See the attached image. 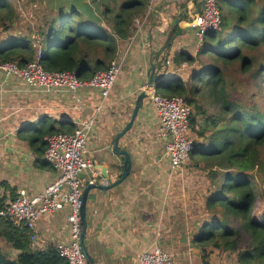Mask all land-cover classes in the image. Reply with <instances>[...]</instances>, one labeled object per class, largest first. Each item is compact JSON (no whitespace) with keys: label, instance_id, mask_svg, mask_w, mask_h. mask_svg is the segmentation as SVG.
<instances>
[{"label":"trees","instance_id":"obj_1","mask_svg":"<svg viewBox=\"0 0 264 264\" xmlns=\"http://www.w3.org/2000/svg\"><path fill=\"white\" fill-rule=\"evenodd\" d=\"M149 1L0 0V64L24 68L41 52L44 70L91 80L123 58L137 16ZM218 4L221 32H208L196 57L177 62L196 65L188 82L174 79L158 89L192 106L190 160L194 169L206 172L204 187L189 186L204 194V220L192 229L191 241L183 242L199 248L204 258L211 251L226 254L231 264H264V191L258 192L252 175L264 148V110L257 93L248 91H264V0ZM70 128L58 133L73 134ZM33 133L40 140L53 134L45 126ZM6 205L0 199V211ZM7 224L3 237L23 253L15 256L0 248V264H68L57 248L35 250L25 227Z\"/></svg>","mask_w":264,"mask_h":264},{"label":"crops","instance_id":"obj_2","mask_svg":"<svg viewBox=\"0 0 264 264\" xmlns=\"http://www.w3.org/2000/svg\"><path fill=\"white\" fill-rule=\"evenodd\" d=\"M200 6L201 0L149 1L145 13L137 16L147 21L133 43L132 37L124 69L105 104L97 89L82 88L76 95L32 91L19 77L5 78L0 72V199L9 204L21 190L35 197L58 179L59 172L43 159L44 138H35L34 131L45 126L53 134L60 128L67 132L94 116L87 156L97 175L84 173L81 180L84 187L92 178L98 185L116 182L122 162L118 158V166L111 164V145L131 121L138 97L149 92L150 67L157 64L156 75H167L169 82L178 79L177 75L188 77L196 66L186 62L174 66L172 57L182 62L197 56L196 31L190 23ZM178 19L181 23L176 27ZM174 28L168 48L158 59ZM151 97L143 101L132 129L119 142V148L132 156L130 176L111 190L89 194L87 250L95 264H139L140 256L159 244L176 264L186 258L190 264H203L204 259L208 264H225L230 261L226 254L209 251L204 258L199 248L183 242L191 241L192 229L204 220V194L186 185L188 175L171 172L165 154L167 139L161 136ZM67 215L68 210H63L40 220L38 240L30 242L35 250L57 248L69 241ZM7 231V221L0 219V240L10 248L3 237Z\"/></svg>","mask_w":264,"mask_h":264},{"label":"built area","instance_id":"obj_3","mask_svg":"<svg viewBox=\"0 0 264 264\" xmlns=\"http://www.w3.org/2000/svg\"><path fill=\"white\" fill-rule=\"evenodd\" d=\"M146 21V17L135 21L136 32L131 43ZM190 26L196 31L197 51H200L208 32L219 33L222 30V15L218 0H201L200 10L191 20ZM41 57L39 52L37 59L24 68H20L15 63L0 64V72L5 78L19 77L32 91L67 92L76 95L82 88L97 89L100 91L102 104H105L126 62L125 54L122 59L114 60L107 70L96 73L91 80L81 81L74 72L44 70L40 64ZM166 64H169L168 60ZM151 100L157 111L161 136L167 139L165 154L171 172L178 173L190 161L195 146L194 140L190 138L189 123L193 108L178 96L167 97L154 92ZM95 122L94 116L78 123L73 134L57 133L46 136L43 159L59 172L58 179L35 197L21 190L17 197L0 211V219L25 227L32 243L38 240L36 229L43 217L68 210L70 239L57 247L68 264H87L81 247V208L85 189L81 177L84 173L97 175L94 164L87 156L88 140ZM94 183L95 179L92 178L89 185ZM107 184L109 182L105 181L104 185ZM139 264L176 263L169 253L156 244L153 250L145 251L140 256Z\"/></svg>","mask_w":264,"mask_h":264},{"label":"water","instance_id":"obj_4","mask_svg":"<svg viewBox=\"0 0 264 264\" xmlns=\"http://www.w3.org/2000/svg\"><path fill=\"white\" fill-rule=\"evenodd\" d=\"M180 23H181V20L178 19L175 23L176 27ZM174 31H175V28L172 32V35L168 38L167 43L164 45V47L161 49L160 53L158 54V56H157L158 59L160 58V55L168 48V45L172 39ZM166 66H168V64H166ZM156 71H157V64H153L148 71V74H149V84H148L149 92H143L138 97L137 102H136V106H135V109H134V112H133V115L131 118V121L126 126V128L116 136L115 140L113 141V143L111 145V156H110L111 157V164L115 167L118 166V164H119L117 161L118 158H120V161L122 162V167H121L122 172L119 176H117V177H119L118 180L112 184H107V185H104V184L98 185V183H94L92 185L85 187V189L83 191L82 208H81V223H82L81 247H82V251L86 257L87 264H95L94 259L92 258L91 254L87 250L86 243H85L87 229H88L86 203H87L89 194L92 190H100V191L111 190V189L121 185L130 176L131 171H132V167H133L132 156L128 150H126V149L122 150L119 148V142L132 129L134 122L138 116V113L142 107L143 101L146 98L151 97L153 95V93L159 89V87H160L159 85L161 83L164 86H166L165 82L166 83L168 82L167 81V75L157 76ZM107 177H108V175H106L104 179H108ZM13 252L17 253L16 255L23 253L20 250H13Z\"/></svg>","mask_w":264,"mask_h":264},{"label":"rangeland","instance_id":"obj_5","mask_svg":"<svg viewBox=\"0 0 264 264\" xmlns=\"http://www.w3.org/2000/svg\"><path fill=\"white\" fill-rule=\"evenodd\" d=\"M29 1H32V0H29ZM33 8V6H32ZM34 9V8H33ZM24 11V15L26 16V19L27 20H31V22L33 21V15L29 12L26 11V9L23 10ZM0 39H4V36L0 34ZM191 57V56H190ZM193 57V56H192ZM172 60H174L173 62V65L174 66H178L177 62H178V58H176V60L174 59V57H172ZM193 71H189V76L188 77H185V76H181V75H177V78L178 79H182V80H189L190 79V75ZM251 94L253 93H257V97H256V102L258 103V105L260 106V109H263L264 110V91L260 90V89H256L254 87H250L249 90H248ZM162 93H165L161 90ZM214 110L213 109H210V113H213ZM190 138H192L191 136V132H190ZM194 140V139H193ZM173 175H188L186 177V182L188 186L190 185H197L199 187H204L206 185V178L204 175H206V172H203L202 170H196L192 167V162L191 160L188 162V164L185 166V168L176 173V174H173ZM189 175H192L189 176ZM254 177H255V185H256V188L258 190V192H262L264 191V148L261 150V162H260V167L257 168L254 173L252 174ZM185 177V176H184ZM198 188V187H197ZM0 245H2L1 248H4V250L7 252L10 250L9 246H7L5 243H3V240H0ZM163 251H165L163 248H162ZM11 253V251H9ZM226 264H231V262H225ZM179 264H190L189 260L186 258V259H183L181 261H179Z\"/></svg>","mask_w":264,"mask_h":264}]
</instances>
